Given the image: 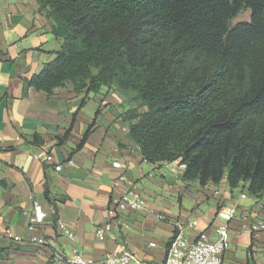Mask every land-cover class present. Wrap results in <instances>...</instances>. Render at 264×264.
I'll return each instance as SVG.
<instances>
[{
	"label": "crops",
	"instance_id": "1",
	"mask_svg": "<svg viewBox=\"0 0 264 264\" xmlns=\"http://www.w3.org/2000/svg\"><path fill=\"white\" fill-rule=\"evenodd\" d=\"M61 45L36 0H0V264H65L64 257L76 254L100 259L121 242L145 261L163 264L173 234L190 239L197 234L179 223L197 219L199 229L213 232L219 199L212 191L231 192L230 186L226 178L206 185L184 180L185 165L178 160H145L130 134L131 121L122 118L140 105L135 91L103 86L96 93H78L69 82L49 94L27 85ZM35 135L44 142L34 143ZM121 173L126 179L117 182ZM132 186L146 199L145 208L122 214L114 235L99 237L108 205ZM35 203L46 217L31 231L26 212ZM240 212L223 263L264 264V230L246 231L264 215V194L241 201ZM159 213L167 219H158ZM58 223L74 237L64 235ZM7 229L21 240L8 237ZM34 235L48 243L38 245Z\"/></svg>",
	"mask_w": 264,
	"mask_h": 264
},
{
	"label": "trees",
	"instance_id": "2",
	"mask_svg": "<svg viewBox=\"0 0 264 264\" xmlns=\"http://www.w3.org/2000/svg\"><path fill=\"white\" fill-rule=\"evenodd\" d=\"M36 1L62 45L27 85L135 91L122 118L145 160L263 196L264 0ZM244 8L251 19L232 26Z\"/></svg>",
	"mask_w": 264,
	"mask_h": 264
},
{
	"label": "built area",
	"instance_id": "3",
	"mask_svg": "<svg viewBox=\"0 0 264 264\" xmlns=\"http://www.w3.org/2000/svg\"><path fill=\"white\" fill-rule=\"evenodd\" d=\"M47 160H52L51 154L47 156ZM113 165L122 168V164L119 161L113 162ZM61 167V165H57L56 169L60 170ZM125 179V173H121L117 182ZM234 190H231V192ZM231 192L230 190L222 191L219 188L212 191V195L219 199L212 233L207 229H199L197 219L179 223L181 226L193 228L197 231V234L194 239L186 237L181 232L173 234L167 246L163 264H224L223 254L232 224L241 217V201L253 197L246 188H242L239 196L237 194L233 195ZM146 202L140 190L134 186L130 187L118 199L113 200L108 205L105 211L106 221L97 228V235L101 238L113 236L114 228L119 224H123L122 214L140 211L145 208ZM26 214L28 228L31 231L37 230L46 217L45 211L38 203H35L33 208ZM157 218L165 220L167 216L164 213H159ZM58 227L64 235L70 238L74 237V233L64 224L58 223ZM262 230H264V215L256 218L246 231L253 234ZM6 233L8 237L15 241L21 240L11 229H7ZM32 240L38 245H46L48 243L43 235H34ZM151 245H155V243ZM63 260L65 264H151L132 251L125 242H121L118 249L107 253L100 259L86 258L81 254H76L72 257H64Z\"/></svg>",
	"mask_w": 264,
	"mask_h": 264
},
{
	"label": "rangeland",
	"instance_id": "4",
	"mask_svg": "<svg viewBox=\"0 0 264 264\" xmlns=\"http://www.w3.org/2000/svg\"><path fill=\"white\" fill-rule=\"evenodd\" d=\"M251 19V10L248 9V8H244L243 10H241L238 15L236 17H234L232 20H231V25L234 26L236 23L238 22H241V21H249ZM93 71L96 72V69L93 68ZM241 190L242 188H236L234 191L235 193L237 194V196L240 195L241 193ZM251 200H256L257 198H255L254 196L253 197H250Z\"/></svg>",
	"mask_w": 264,
	"mask_h": 264
}]
</instances>
